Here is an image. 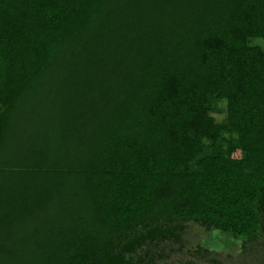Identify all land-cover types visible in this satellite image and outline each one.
Segmentation results:
<instances>
[{
  "label": "trees",
  "instance_id": "trees-1",
  "mask_svg": "<svg viewBox=\"0 0 264 264\" xmlns=\"http://www.w3.org/2000/svg\"><path fill=\"white\" fill-rule=\"evenodd\" d=\"M263 41L264 0H0V264H264Z\"/></svg>",
  "mask_w": 264,
  "mask_h": 264
},
{
  "label": "rangeland",
  "instance_id": "rangeland-1",
  "mask_svg": "<svg viewBox=\"0 0 264 264\" xmlns=\"http://www.w3.org/2000/svg\"><path fill=\"white\" fill-rule=\"evenodd\" d=\"M264 46V41H263ZM98 98V95H97ZM17 124V125H15ZM14 126L17 131L26 130V133L28 131V128L25 127L21 122L15 123ZM31 129V128H30ZM189 242L188 245L192 247L196 244L201 245H207L208 241L210 240H220V244L217 243L215 246L216 248H220L221 252L223 253H230L232 255H237L242 250V244L241 239H237L234 236H232L230 233H225L221 231H214V232H206L201 226L194 225L189 228ZM188 246V247H189ZM186 261L191 260L190 258L186 257H177L175 258V262L178 261Z\"/></svg>",
  "mask_w": 264,
  "mask_h": 264
}]
</instances>
